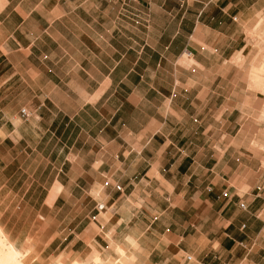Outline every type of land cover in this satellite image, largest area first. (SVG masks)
Instances as JSON below:
<instances>
[{"label": "rangeland", "instance_id": "obj_1", "mask_svg": "<svg viewBox=\"0 0 264 264\" xmlns=\"http://www.w3.org/2000/svg\"><path fill=\"white\" fill-rule=\"evenodd\" d=\"M229 14L210 13V59L200 62L187 52L175 61L185 97L167 111L175 130L170 139L147 147L151 167L138 171V186L127 190L117 191L119 185L95 172L106 157L91 152L94 141L69 140L62 125L59 139L48 141L36 107L24 106L33 104L35 93L20 91V75H15L17 65L23 73L29 62L0 54V228L20 254L9 264H81L91 253L99 255L100 264H116V248L127 253L126 260L131 257L127 264L143 258L152 264H189L187 257L194 264L197 255L222 264L217 203L227 201L234 189L247 192L248 187L239 186L253 181L255 165L264 164V28H255L260 14L242 5ZM139 15L136 9L135 24L142 20ZM16 102L18 107H11ZM73 110L61 106L57 119ZM156 160L159 170L153 166ZM109 190L134 216L115 234L113 201L105 199ZM131 232L136 243L128 238ZM211 238L217 242L207 251Z\"/></svg>", "mask_w": 264, "mask_h": 264}, {"label": "crops", "instance_id": "obj_2", "mask_svg": "<svg viewBox=\"0 0 264 264\" xmlns=\"http://www.w3.org/2000/svg\"><path fill=\"white\" fill-rule=\"evenodd\" d=\"M261 1L8 0L0 13V44L5 45L0 54L29 62L22 67L23 73L17 65L15 75H20V91L35 93L33 104L24 106L36 107L37 123L44 129L40 132L47 134L48 141L59 139L56 133L61 125L69 140L94 141L91 152L106 157L95 172L127 190L138 186V171L151 167L147 147L152 141L170 139L175 130L173 114L167 111L185 98L180 93L183 88L175 61L187 52L200 62L210 59V13L230 18L229 13L242 5L249 13L260 14L255 28H264ZM136 9L142 18L138 24L132 18ZM61 106L75 110L57 119ZM169 123L173 127L167 132ZM44 137L40 135V139ZM153 166L161 169L160 161H154ZM253 170L254 180L239 186L248 187L247 192L234 189L227 201L217 203L222 264H264V164H256ZM113 196L114 190H109L105 199L113 201L111 208L118 221L115 234L134 216ZM127 235L137 242L133 238L136 233ZM195 236L199 244L202 235L197 231ZM206 241L207 251L217 242L212 238ZM197 250V246L191 249L194 256ZM129 260L131 257L124 264ZM139 262L152 264L150 258ZM198 262L210 264V259L202 261L197 255L194 264H201Z\"/></svg>", "mask_w": 264, "mask_h": 264}, {"label": "bare ground", "instance_id": "obj_3", "mask_svg": "<svg viewBox=\"0 0 264 264\" xmlns=\"http://www.w3.org/2000/svg\"><path fill=\"white\" fill-rule=\"evenodd\" d=\"M116 251L120 257L119 264H124L127 260L125 259L127 257V253L121 249L116 248ZM19 253L17 252V249L15 245H13L5 236L4 232L0 228V264H9L12 262H17ZM100 257L96 253L90 254L85 258V262L81 264H100ZM72 264H78V263H72ZM115 264V263H114ZM117 264V263H116Z\"/></svg>", "mask_w": 264, "mask_h": 264}, {"label": "clouds", "instance_id": "obj_4", "mask_svg": "<svg viewBox=\"0 0 264 264\" xmlns=\"http://www.w3.org/2000/svg\"><path fill=\"white\" fill-rule=\"evenodd\" d=\"M226 5H227V3L225 4L224 7H222V11H224V12H226ZM7 6H8V0H0V13H2ZM261 207H264V204H262ZM2 215H3V213H0V216H2ZM249 218H251V217H249ZM44 219H45L44 216H40V220L43 221Z\"/></svg>", "mask_w": 264, "mask_h": 264}, {"label": "built area", "instance_id": "obj_5", "mask_svg": "<svg viewBox=\"0 0 264 264\" xmlns=\"http://www.w3.org/2000/svg\"><path fill=\"white\" fill-rule=\"evenodd\" d=\"M262 1L264 2V0H262ZM21 115H22V117H27V112H26V110L22 109V110H21ZM116 190H117V191H121L122 189H121L120 186H116ZM240 207L243 209V208H244V205L241 204ZM98 209H99V210H103V209H104V206H103V205H99ZM190 260H191V257H187V261H190Z\"/></svg>", "mask_w": 264, "mask_h": 264}]
</instances>
